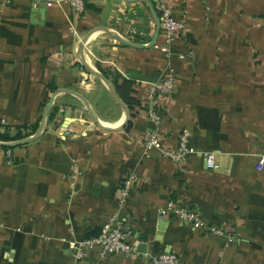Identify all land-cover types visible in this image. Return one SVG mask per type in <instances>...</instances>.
Here are the masks:
<instances>
[{
    "label": "crops",
    "instance_id": "1",
    "mask_svg": "<svg viewBox=\"0 0 264 264\" xmlns=\"http://www.w3.org/2000/svg\"><path fill=\"white\" fill-rule=\"evenodd\" d=\"M84 1L78 14L68 0H0V122L39 128L53 100L38 138L0 145V264H146V255L160 252L184 264H264V0H171L185 28L168 52L157 46L161 34L150 47L118 38L152 41L157 19L146 0ZM168 68L177 87L160 129L173 148L189 129L195 149L181 168L143 146L153 127L146 85ZM123 79L134 82L140 101L132 111L115 88ZM205 152L215 153L217 169ZM74 161L82 176L70 196ZM169 199L234 240L161 220ZM113 215L131 224L141 255L94 249L76 260L69 242L98 235Z\"/></svg>",
    "mask_w": 264,
    "mask_h": 264
},
{
    "label": "built area",
    "instance_id": "2",
    "mask_svg": "<svg viewBox=\"0 0 264 264\" xmlns=\"http://www.w3.org/2000/svg\"><path fill=\"white\" fill-rule=\"evenodd\" d=\"M74 12L81 14L85 9L84 0H68ZM160 18V34L162 42L159 48L163 52H168L171 44L184 30L185 24L174 16V9L171 0H154ZM48 5L52 2L48 1ZM177 79L173 68L161 77L147 82L146 97L143 102L144 112L152 123V129L145 135L143 146L147 151L158 150L164 157L172 160L177 168H181L187 162L191 153L195 152L191 144V131L181 130L179 134L178 147L173 148L165 143V136L160 127L163 123L164 114L167 108L168 99L176 92ZM4 124V123H3ZM207 166L217 169L219 164L216 161L215 153L205 152ZM264 167V157H261L258 169ZM82 176V169L76 161L71 165V172L68 176L72 192L75 190L78 179ZM132 178L128 179L119 191V202L122 204L129 194L132 186ZM161 220L175 218L184 221L195 229L209 234L225 235L229 241L234 237L226 227L207 223L201 212L195 208L185 206L173 199H169L164 206L159 208ZM140 241L134 236V230L128 221L119 219L116 215L108 218L102 225L98 235L79 240H71L69 248L76 260H84L89 252L99 249L103 256L115 254L126 257H137L141 255L139 248ZM146 264H184L181 257L175 252H160L157 254L146 255Z\"/></svg>",
    "mask_w": 264,
    "mask_h": 264
},
{
    "label": "water",
    "instance_id": "3",
    "mask_svg": "<svg viewBox=\"0 0 264 264\" xmlns=\"http://www.w3.org/2000/svg\"><path fill=\"white\" fill-rule=\"evenodd\" d=\"M146 1H147V2L150 4V6L152 7L153 12H154V14H155V16H156V19H157V29H156V32H155V35H154L152 41H151L149 44H135V43H133V42H129V41L123 39V38L118 37L121 41H123V42H125V43H128V44L136 45V46H138V47H150V46H152V45H154V44L156 43V41H157V39H158V36H159V34H160V18H159V15H158L157 11L154 9L153 4L151 3V1H149V0H146ZM90 35H91V34H88L87 36H85V37L83 38V40H82V42H81V44H80V50L83 49V45H84V43L87 41V39L90 37ZM82 60H83V62H84V59H82ZM92 72L95 73L96 75H98V76L104 78V80L107 82L109 88L112 90V92H113L115 98H117L118 100H120V99L118 98L117 94L115 93V91H114V89H113V86L110 84V82H109V81L107 80V78L104 76V74H102L101 72H99V71H97V70H92ZM79 95H80V94H79ZM80 97H81L84 101H86V103H87V100H86L83 96L80 95ZM52 102H53V100H51V101L49 102L48 107H47V109L45 110L44 115H43V117H42V120H41V122H40V125H39V128H38V131H37L35 134H33V135H31V136H28V137H26V138L20 139V140H15V141H10V142H4V141H1V140H0V145H4V146H8V147H13V146H17V145H22V144L28 143V142H30V141H32V140L38 138V137L43 133V131H44L45 123H46V118H47V111H48L50 105L52 104ZM120 102H121V100H120ZM121 103H122V102H121ZM87 105H88L89 110H91V108H90V106H89L88 103H87ZM123 105L125 106L124 103H123ZM125 108H126V110H127V115H128V114H129V110H128V108H127L126 106H125ZM69 111H70V110H68V111L65 112V113L67 114L68 117H70V115H71V112H69ZM62 113H64V112H62ZM76 115H77L78 118H81V117L83 118V117H85L84 114H81V113L79 114V112H78ZM95 121L98 122L102 127L106 128V127H105V126L99 121V119H98L97 117H95ZM161 225H164V223H162Z\"/></svg>",
    "mask_w": 264,
    "mask_h": 264
},
{
    "label": "trees",
    "instance_id": "4",
    "mask_svg": "<svg viewBox=\"0 0 264 264\" xmlns=\"http://www.w3.org/2000/svg\"><path fill=\"white\" fill-rule=\"evenodd\" d=\"M115 88L118 94L122 97V99L129 106L131 111L136 106L140 105V101L134 96L135 88H134V82L132 80L123 79L121 81H116ZM130 125L131 123L129 122L128 126ZM6 126L7 127L5 131L0 130V140L1 141H11V140L22 139L26 136H29L33 132H35L36 129L38 128V124H35L32 126H29L28 124H22V125H16V126L6 125ZM12 129H15L14 130L15 133L13 134L12 132H10V130ZM29 129H31V131H28ZM24 130H27V132L25 133ZM2 147H4L5 149H8V147L4 145H2Z\"/></svg>",
    "mask_w": 264,
    "mask_h": 264
},
{
    "label": "rangeland",
    "instance_id": "5",
    "mask_svg": "<svg viewBox=\"0 0 264 264\" xmlns=\"http://www.w3.org/2000/svg\"><path fill=\"white\" fill-rule=\"evenodd\" d=\"M3 123H4V124H3ZM0 125H7V124H5V122H0ZM24 132L26 133L27 130H24Z\"/></svg>",
    "mask_w": 264,
    "mask_h": 264
}]
</instances>
